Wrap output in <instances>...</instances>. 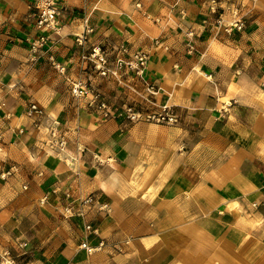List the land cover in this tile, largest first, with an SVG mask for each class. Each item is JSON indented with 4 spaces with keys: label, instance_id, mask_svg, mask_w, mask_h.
Segmentation results:
<instances>
[{
    "label": "crops",
    "instance_id": "crops-1",
    "mask_svg": "<svg viewBox=\"0 0 264 264\" xmlns=\"http://www.w3.org/2000/svg\"><path fill=\"white\" fill-rule=\"evenodd\" d=\"M34 2L0 0V264H264V0H59L33 54ZM93 45L144 54L141 81L100 76ZM127 104L178 121L129 122Z\"/></svg>",
    "mask_w": 264,
    "mask_h": 264
},
{
    "label": "built area",
    "instance_id": "built-area-1",
    "mask_svg": "<svg viewBox=\"0 0 264 264\" xmlns=\"http://www.w3.org/2000/svg\"><path fill=\"white\" fill-rule=\"evenodd\" d=\"M59 13V0H35L33 4L32 17L34 26L39 30V34L36 38L30 41L29 48L33 54L37 50L43 48L48 40L44 32L48 30H53L57 33V16ZM219 23V18H218ZM243 23L239 20H234L233 23L229 24L225 31L229 32L231 29L235 28L237 30L243 29ZM89 32V30H87ZM84 35H77L76 42L82 45ZM82 59L90 63L92 68L102 77H113L117 82L121 83V76L123 73H129L141 81L144 70L146 68V56L142 53H135L130 55L127 59H117L110 61L106 52L102 50L99 46L93 45L88 54L82 56ZM56 69L60 72H64L62 66L54 65ZM126 87L130 88L129 85L125 84ZM131 88L134 89L133 86ZM152 85L146 84L144 90L147 93H152ZM72 95L75 98H86L87 107L92 111H95L100 117L107 119L112 117L111 107L109 103L104 99L102 93L92 87L88 86L85 82L81 80L71 81ZM136 90V89H135ZM28 115H43V110L34 103H31L27 110ZM117 117L129 121V122H145L152 124H167L173 125L178 121V116L173 110V108L167 104L158 105L156 110L144 109L136 107L132 104L124 105L116 114ZM54 134L55 140L52 142L55 146L63 147L65 141L57 133ZM56 191V188L54 189ZM45 199V198H44ZM93 203V198L87 196L83 199H79V207L74 210L72 206L67 205L65 208L66 213L70 216L81 215L83 206L91 205ZM85 230L95 232V229L91 224L85 225ZM104 246L102 240L98 242L96 247L87 246L85 242L81 243L80 247L92 252L94 250L100 249Z\"/></svg>",
    "mask_w": 264,
    "mask_h": 264
}]
</instances>
